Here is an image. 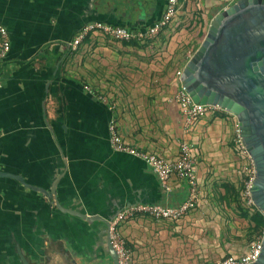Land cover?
Listing matches in <instances>:
<instances>
[{"label": "crops", "instance_id": "1", "mask_svg": "<svg viewBox=\"0 0 264 264\" xmlns=\"http://www.w3.org/2000/svg\"><path fill=\"white\" fill-rule=\"evenodd\" d=\"M166 2L0 0V24L11 42L0 63V171L9 174L0 176V264H109L106 223L80 215L111 220L131 205L176 207L186 200L187 181L173 177L168 193L146 163L113 150L112 119L128 145L168 160L189 143L200 181L224 151L231 123L204 118L188 128L173 100L177 91L166 93L168 81L156 79L162 89L151 94L137 88L149 86V78L117 75L118 68L125 75L143 69L146 46H107L92 36L70 48L89 23H156ZM103 52L105 64L97 61ZM195 210L179 222L137 217L123 224L133 264H207L204 247L193 241Z\"/></svg>", "mask_w": 264, "mask_h": 264}, {"label": "rangeland", "instance_id": "2", "mask_svg": "<svg viewBox=\"0 0 264 264\" xmlns=\"http://www.w3.org/2000/svg\"><path fill=\"white\" fill-rule=\"evenodd\" d=\"M238 1H181L175 22L157 37L141 44L146 46L143 49L146 66L143 69L133 67L130 75L121 73L118 68L117 75L128 81L137 76L149 78V86L142 85L137 88L140 89L139 91L149 89L151 94L156 93L157 89H162L161 85H158L160 82L156 79L168 81L164 85L167 95L171 98L179 88L177 72L185 69L199 49L208 33L212 19ZM199 3H201L200 7ZM203 16H205L207 25L204 24ZM100 43L107 46L114 43L122 44L113 39H104ZM106 58L107 55L104 52L97 54V61L102 64L106 63ZM118 88L121 87L118 86ZM204 118H212V121L224 119L231 123L233 128L224 151L218 155L216 160L212 158V161L208 162L207 172L200 181L201 197L195 210L199 211L200 222L197 225L194 223L193 241L197 244L199 241V245L204 247L202 250L204 249L203 252L207 253L208 263H214L228 255L246 253L255 237L258 236L253 230L254 224L243 217L244 212L251 215L255 213V208L245 197L246 186L250 179L255 177V168L252 159L249 156L242 157L236 149L238 121L234 116L221 109H211L198 121ZM207 146L209 157H214L213 146ZM227 186L231 187L229 195L226 192ZM107 262L114 264L111 257Z\"/></svg>", "mask_w": 264, "mask_h": 264}, {"label": "water", "instance_id": "3", "mask_svg": "<svg viewBox=\"0 0 264 264\" xmlns=\"http://www.w3.org/2000/svg\"><path fill=\"white\" fill-rule=\"evenodd\" d=\"M180 82L195 103L218 107L237 119L239 136L255 168L252 200L264 216V0H239L218 13ZM0 176L9 174L0 171ZM48 197L55 200L54 189ZM80 216L106 223L109 256L119 264L109 233L115 217ZM254 264H264V239Z\"/></svg>", "mask_w": 264, "mask_h": 264}, {"label": "built area", "instance_id": "4", "mask_svg": "<svg viewBox=\"0 0 264 264\" xmlns=\"http://www.w3.org/2000/svg\"><path fill=\"white\" fill-rule=\"evenodd\" d=\"M179 10L180 0H167L162 18L156 23L138 29H129L124 26L111 25L102 22L89 23L73 39L70 43V48L72 50H77L86 39L91 38L92 36L113 39L123 43H146V41L157 37L168 26L173 24L179 14ZM10 49L11 42L8 30L0 24V63L6 59ZM182 74L183 70L177 72L179 88L175 93L173 100L178 105L188 128H192L198 120L208 114L209 110L219 108L195 103L187 90L182 87L180 82ZM3 85L4 84L0 79V88H2ZM86 89L93 94V91L90 90V88ZM109 132L113 150L116 152L127 153L146 163L151 171L159 177L162 188L166 192L170 193L172 191L171 182L173 177L185 180L189 185L188 197L176 207L161 204L131 205L121 210L111 221L109 233L112 245L119 258V264H133L132 253L127 247L126 240L120 233V227L137 217H149L159 221L179 222L190 212L195 210L198 207L199 199L201 197L196 156L193 147L189 143L181 144L179 156L174 160H168L157 153H149L135 149L122 139L117 129L116 119H112L109 126ZM237 133V151L242 157H250L239 136V129L237 130ZM254 179L255 177L251 178L249 184H247L245 197L249 199V204L256 208L251 196V188ZM263 239L264 232L255 237L246 253H243L242 255H228L214 263L207 264H254L260 257Z\"/></svg>", "mask_w": 264, "mask_h": 264}, {"label": "trees", "instance_id": "5", "mask_svg": "<svg viewBox=\"0 0 264 264\" xmlns=\"http://www.w3.org/2000/svg\"><path fill=\"white\" fill-rule=\"evenodd\" d=\"M126 44H130L134 46L139 45L138 42H130ZM230 191H231V187L227 186L226 192L228 195L230 194ZM243 217L254 224L255 227L253 230L257 232V235H261L264 232V216L257 210V208H255V213L252 215L247 212H244Z\"/></svg>", "mask_w": 264, "mask_h": 264}]
</instances>
